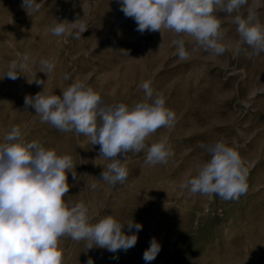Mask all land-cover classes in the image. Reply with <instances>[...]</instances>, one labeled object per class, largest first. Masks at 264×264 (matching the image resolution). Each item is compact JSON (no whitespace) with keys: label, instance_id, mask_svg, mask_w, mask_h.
<instances>
[{"label":"rangeland","instance_id":"rangeland-1","mask_svg":"<svg viewBox=\"0 0 264 264\" xmlns=\"http://www.w3.org/2000/svg\"><path fill=\"white\" fill-rule=\"evenodd\" d=\"M22 2L0 0V143L11 127L19 126L26 141L37 140L72 158L77 179L67 174L65 199L84 203L94 221L112 214L121 223L132 219L143 225L126 253L87 250L86 241L65 235L58 242L63 264H86L90 257L94 264H145L143 253L152 237L162 247L150 264H264V52L256 54L247 45L235 51L239 37L232 20L237 13H213L225 48L215 54L192 37L168 30L141 34L118 0H43L31 15ZM250 10L264 23V0H247L239 11L247 16ZM83 16L88 30L79 39L75 33L57 37L50 31L55 19L71 22ZM179 38L188 52L184 60L172 43ZM24 53L30 60L21 75L3 78L10 61L21 60ZM42 59L54 62L51 72L43 69ZM77 78L105 102L128 105L143 98L141 84L150 81L154 94H162L176 114L174 127L158 129L146 141L166 135L172 153L167 162L146 163V149L129 153L127 180L111 186L100 180L111 161L99 156V145L41 123L35 109L25 107L26 95L43 88L60 95ZM217 140L234 147L248 169V188L238 199L180 187L190 171L194 174L210 159L205 146Z\"/></svg>","mask_w":264,"mask_h":264},{"label":"clouds","instance_id":"clouds-1","mask_svg":"<svg viewBox=\"0 0 264 264\" xmlns=\"http://www.w3.org/2000/svg\"><path fill=\"white\" fill-rule=\"evenodd\" d=\"M118 3L124 16L134 19L141 34L168 30L177 37H192L197 45L215 54L223 53L225 48L220 43V20L213 13L236 12L232 20L239 37L235 51L247 45L256 54L264 52V23L251 10L247 16L239 11L247 0H118ZM42 4L43 0H23L21 8L31 15ZM87 30L84 16L71 22L55 19L50 26L57 37L75 33L79 39ZM172 43L179 58L186 59L185 40L173 39ZM29 60V54L24 53L21 60L10 61L3 78L16 80ZM40 63L48 72L55 67L51 60L42 59ZM35 82L44 84L41 80ZM141 88L144 96L133 105L113 104L105 102L99 92L77 78L60 95L45 93L43 88L35 96L26 95L24 104L35 109L41 123H50L63 132L82 134L92 145H99V156L111 161L100 180L115 186L128 178L125 162L129 153L139 154L146 149L145 162L151 165L166 163L172 154L166 135L151 143L146 141L158 129L174 127L176 114L166 107L162 94H154L150 81L143 82ZM205 148L210 159L198 164L194 174L190 171L180 187L192 194L219 196L224 200L238 199L246 193L248 169L239 152L223 140ZM75 167L69 155H58L37 140L26 141L19 126L11 127L5 134L4 142L0 143V264H63L58 242L65 235L74 241H86L87 250L97 247L113 254L126 253L136 245L142 223L132 219L121 223L112 214L94 221L84 203L72 204L64 198L70 189L67 174L70 172L73 180L77 179ZM95 187L93 184L92 188ZM149 245L143 253L145 264L154 261L162 247L156 237L151 238ZM86 264H94L93 259L90 257Z\"/></svg>","mask_w":264,"mask_h":264}]
</instances>
